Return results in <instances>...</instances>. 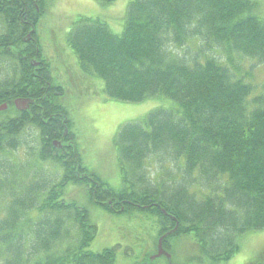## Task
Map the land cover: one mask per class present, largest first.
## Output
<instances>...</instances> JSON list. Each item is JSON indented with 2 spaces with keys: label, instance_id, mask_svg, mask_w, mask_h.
<instances>
[{
  "label": "trees",
  "instance_id": "16d2710c",
  "mask_svg": "<svg viewBox=\"0 0 264 264\" xmlns=\"http://www.w3.org/2000/svg\"><path fill=\"white\" fill-rule=\"evenodd\" d=\"M44 2L0 0V106L8 104L0 111V264H116L115 248L89 249L98 228L87 208L64 199L69 184L84 186L108 212L157 216L156 249L166 234L167 252L173 239L188 237L196 246L192 260H231L246 235L264 230V85L253 74L264 64L260 2L131 0L121 34L100 18L73 21L67 42L84 74L103 80L107 97L174 102L120 126L114 146L132 174L120 190L92 173L77 147L54 145L69 141L61 120L71 131V112L58 103L65 87L54 83L36 38ZM18 98L34 103L18 110ZM27 128L41 137L31 165L14 158ZM66 150L74 157L66 160ZM157 156L182 169L168 181L150 178L146 164ZM47 161L64 170L52 184L35 167ZM258 262L264 264V240L247 264Z\"/></svg>",
  "mask_w": 264,
  "mask_h": 264
},
{
  "label": "rangeland",
  "instance_id": "374dc122",
  "mask_svg": "<svg viewBox=\"0 0 264 264\" xmlns=\"http://www.w3.org/2000/svg\"><path fill=\"white\" fill-rule=\"evenodd\" d=\"M130 1L116 0L111 4H104L99 0H45L44 14L35 29L36 38L40 39L39 42L43 46L42 55L51 60L54 83L65 87V93H60L58 103L63 102L71 112L70 133L71 139L75 140L77 145L74 147L78 148V157L92 173L117 190L131 185L132 179V174L124 172L123 169L129 168L123 166L114 146V138L120 126L143 119L157 107L174 106V102L158 97L142 102L120 101L107 97L103 92V80L95 75L84 74L81 70L78 59L67 42V36L73 21L80 15L100 18L106 21L115 33L121 34ZM258 1L260 5L257 6L256 13L264 18V0ZM216 52L218 55H226L221 48ZM252 63L253 61L248 60L246 66ZM253 74L254 82L264 85V64H257ZM23 137L25 145L21 146L17 155L14 153V158L17 162L23 161L31 165L34 161L31 149L39 146L40 132L27 128ZM147 162L146 174L155 180L161 176V179L168 181L172 173L176 175L182 169L180 161L174 158L157 156ZM35 167L41 168L40 173L46 175L51 184L64 176L63 168L51 161ZM142 173L139 172V175ZM31 175H35V172ZM180 176L176 178L181 180ZM124 177L127 178V183L123 180ZM64 199L89 210L91 220L98 228L97 236L89 249L101 252L106 248H115L116 264H201L190 258L197 254L194 242L188 237L172 240L173 247L169 251L171 259L162 255L152 260L158 249L155 244L159 223L157 216L146 212V209H135L130 213L108 212L91 201L86 188L79 184L67 185ZM263 240L264 230L246 235L241 241L240 252L231 260L217 264H247L255 256L258 245ZM203 264L212 263L204 261Z\"/></svg>",
  "mask_w": 264,
  "mask_h": 264
},
{
  "label": "water",
  "instance_id": "95a60500",
  "mask_svg": "<svg viewBox=\"0 0 264 264\" xmlns=\"http://www.w3.org/2000/svg\"><path fill=\"white\" fill-rule=\"evenodd\" d=\"M32 102H33V100H31L29 98H18V99L15 100V105L20 110H26V109H28V107L30 106V103H32ZM7 108H8V104L7 103H4V104H2L0 106V111L6 110ZM54 145L57 146V147H61L62 146V143L60 141L56 140V141H54ZM176 228L174 230H172L170 233H172L173 231H175ZM164 236H167V234L164 235ZM164 236L159 239L158 251H157L156 255H154L151 258L152 260L153 259H156L158 257H161L162 255H165L169 259H171V255L169 254V252H167V250L163 246ZM171 264H173V263H171Z\"/></svg>",
  "mask_w": 264,
  "mask_h": 264
},
{
  "label": "flooded vegetation",
  "instance_id": "af4514ba",
  "mask_svg": "<svg viewBox=\"0 0 264 264\" xmlns=\"http://www.w3.org/2000/svg\"><path fill=\"white\" fill-rule=\"evenodd\" d=\"M33 64H37V62H33ZM37 66V65H36ZM60 86H62V85H60ZM63 87V86H62ZM64 88V87H63ZM8 109V108H7ZM18 109V108H17ZM18 110H20V109H18ZM66 117L63 119V120H61V125L64 127V134H65V136L69 139V141L68 142H66V143H63L62 144V146L61 147H59V148H64V146H68L69 148L68 149H72V150H74V145H73V140L71 139L72 137V135H71V133H70V131H69V129H68V127H66V125L68 126V124L66 123ZM66 123V124H65ZM67 152H65V153H63V156L65 157V159L66 160H69L71 157H74V154L73 153H71V151H69V150H66ZM76 151V150H75ZM78 175H79V173H77ZM260 262V261H259ZM259 262L257 263V264H259Z\"/></svg>",
  "mask_w": 264,
  "mask_h": 264
}]
</instances>
